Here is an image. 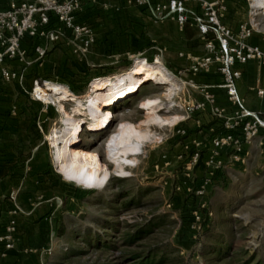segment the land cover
Segmentation results:
<instances>
[{"label": "rangeland", "instance_id": "obj_1", "mask_svg": "<svg viewBox=\"0 0 264 264\" xmlns=\"http://www.w3.org/2000/svg\"><path fill=\"white\" fill-rule=\"evenodd\" d=\"M246 1L254 6L256 0ZM255 13V23H262L264 8ZM88 50L80 55L71 49L69 56L63 54L57 66L38 74L29 68L20 79L0 82V115L11 118L9 115L18 110V119L27 121L22 108L33 110L29 112L36 130L32 137L41 142L49 169L55 174L50 175L55 181L41 177L34 184V190L40 192L45 187L60 200L54 212L48 209L40 216L47 227L46 247L50 250L41 264H131L133 254H155V260L162 259L160 264H240L246 260L250 264L258 261L264 264V163L252 164L250 175H231L236 169L228 160L219 158L220 167L214 175L221 176L216 179L207 175L202 160L201 164L199 160L186 168L191 151H198L200 159L203 150H207L191 141L200 137L202 144H206L211 136L200 124L189 126L186 120L191 116L177 107L187 101L183 97L193 89L188 81L191 79L193 83L196 75L188 74L187 64L174 65L162 56L161 48L154 47L149 53L128 56L124 65L113 69L104 66L107 61L87 60ZM136 60L159 62L176 84L172 95L166 98V86L145 81L135 93L115 103L96 102L94 92L100 90L96 82L115 81ZM34 79L37 86L32 83ZM47 83L66 87L82 100L86 113L93 105L109 110L111 117L104 126H95L85 115L70 120L79 128L74 133L72 149L87 159H97L99 168L107 173L101 185L72 182L57 171L49 137L67 120L61 109L71 115L74 103L69 97H59L58 104L50 102L44 96L52 94L46 90ZM76 88L79 93L72 91ZM148 101L158 102L157 114L171 118V123L184 118L172 127L171 123L149 124L147 117L152 107L147 106ZM170 102L176 106L168 108ZM126 128L137 132L148 130L151 135V140L138 144L129 156V166L117 163L110 155L113 138ZM176 129H184V134L178 135ZM5 177L0 175V230L9 219L16 222L21 215L14 185L29 184V175ZM208 177L213 182L205 186L204 196L194 198L193 189ZM200 200L205 201L210 215L199 221L201 228L196 234L190 225L195 224L193 211ZM146 227L150 228L149 233L126 242V235ZM216 249L219 251L215 252Z\"/></svg>", "mask_w": 264, "mask_h": 264}, {"label": "crops", "instance_id": "obj_2", "mask_svg": "<svg viewBox=\"0 0 264 264\" xmlns=\"http://www.w3.org/2000/svg\"><path fill=\"white\" fill-rule=\"evenodd\" d=\"M166 1L148 0L149 4L138 5L136 0H81L76 21L87 24L94 37V42L86 54L87 60L92 63L107 61L108 63H104V66L114 69L124 65L128 56L149 53L157 47L162 49V56L174 65L180 66L179 63L188 65L190 57L203 53L202 39L194 24L187 22L179 28L172 14H167L160 21L153 20L150 15V5ZM223 2L225 9L221 13V22L233 31L237 30L240 23L251 22L252 32L248 42L264 52V20L262 23H255L256 10L253 5L248 4L246 0H223ZM187 6L195 12L199 10V4L196 1H190ZM30 45V42L23 44L28 59L32 55ZM70 51L71 47L63 42L48 44L46 58L40 64H31V66L35 67L38 74L52 66H57L63 54L69 56ZM234 67L240 73L236 80V90L243 108L254 113L264 122V65L259 66L254 59H249L243 63H235ZM29 68L21 67V75L25 74ZM193 80L194 82L190 85L193 89L189 87L190 94L188 93L186 98L183 97V100H200L199 89L209 86L208 90L213 94L214 104L222 109L224 114L229 115L236 110V107L227 101L224 90L218 87L221 77L214 66H211L207 72L196 75ZM258 90L262 93L257 94ZM22 111L27 114V121L18 119L16 115L18 110L15 115H9L12 119H4V116L0 115V175H6L5 178L9 175H29L27 178L29 184L22 185L19 182L14 185L16 202L21 208L19 210L21 215L16 217V222L14 221L12 248L4 252V256L0 258V264H41V259L47 255L45 250L49 248L46 247L47 227L40 216L48 209L54 212L60 201L57 195L55 196L45 187V190L40 192L34 190L35 181L40 180L41 177L43 180L48 178L55 181L56 179L50 176L55 174L49 169L47 157L40 147L41 142L32 137V132L36 130L33 120L30 119L33 115H29V112L33 110L22 108ZM187 115L191 116L186 120L189 126L193 123L196 126L200 124L204 127L201 129L209 136L220 130L218 120L210 115L207 106L204 110ZM193 118L197 120L193 121ZM193 142L207 147V150H203L200 155L201 160H205L209 139L206 144H202L200 137L191 141ZM229 155L230 150L222 148L218 158L230 162ZM258 162L264 163L263 129H259L256 137L243 146L242 161L230 163L236 169L231 175H250V166ZM44 184L48 183L45 181ZM6 224L7 222L1 230ZM1 251L3 249L0 243V253Z\"/></svg>", "mask_w": 264, "mask_h": 264}, {"label": "built area", "instance_id": "obj_3", "mask_svg": "<svg viewBox=\"0 0 264 264\" xmlns=\"http://www.w3.org/2000/svg\"><path fill=\"white\" fill-rule=\"evenodd\" d=\"M190 1L199 4L200 12H195L187 6ZM138 5L149 4L148 0H136ZM81 0H5L0 2V82L20 79L19 69L31 64H40L47 54V45L56 43L68 44L73 52L82 55L91 47L94 37L90 27L76 21V13L80 10ZM225 9L223 0H167L165 3L150 5V15L155 20H162L167 14H172L176 25L181 28L185 23L192 22L202 39L203 53L189 58L187 72L194 77L204 73L211 66L221 77L218 87L224 90L226 99L236 107L231 114L226 115L222 109L214 104V98L209 86L200 88L201 99L185 101L180 107L185 115L204 110L207 106L210 115L219 122L220 132L212 135L208 142L207 158L202 161L207 175H214L220 167L218 158L222 148L230 150V162H241L243 146L249 144L257 135L259 129L264 130V122L254 113L243 108L241 99L236 90V80L239 70L235 63H243L254 59L257 65H264V52L256 45L248 42L252 32L251 22L240 23L233 31L220 20ZM30 42L31 57L28 59L23 44ZM192 85L191 79L188 81ZM37 84L36 79L32 81ZM34 89V88H33ZM262 91L258 90L257 94ZM172 94H170L171 96ZM37 99V98H36ZM168 108L174 103H167ZM184 117L171 123L172 127ZM178 135L184 134V129H176ZM195 146L197 142H193ZM164 158V156H161ZM180 155L177 156L179 158ZM186 168H191L199 159L198 151H191L187 157ZM213 180L206 178L193 189L194 198H202L205 186ZM180 187H176L179 190ZM189 192V189H185ZM15 212V209L12 210ZM194 223L190 228L198 234L200 220L208 218L205 201L196 203L193 211ZM15 222L9 219L0 233L4 252L13 245ZM30 251L32 249H29ZM49 249L45 254H49Z\"/></svg>", "mask_w": 264, "mask_h": 264}, {"label": "bare ground", "instance_id": "obj_4", "mask_svg": "<svg viewBox=\"0 0 264 264\" xmlns=\"http://www.w3.org/2000/svg\"><path fill=\"white\" fill-rule=\"evenodd\" d=\"M253 7L254 10L264 8V0H256ZM145 81H152L153 83L166 86V98H169L173 92L172 90L176 88L172 77L159 62L155 61L148 64L143 60H136L132 68L120 75L115 81L108 79L98 80L96 86L100 90L94 92V99L96 102L104 104L115 103L135 93ZM107 83L109 84L108 86ZM46 90L52 93L51 95L44 94L45 98L50 100V102L58 104L60 102L58 100L59 97H69L74 103L71 115L61 109L62 116L66 117L67 120L62 125L63 127L55 130L49 137L50 145L54 149V163L57 171L72 182L79 181L101 185L107 177V173L99 168L97 159H87L83 155L75 154L72 149V143L75 141L74 133L78 132L79 128L70 120L73 116L85 115L89 116L95 126H104L111 117L109 110L100 109L93 105L90 107V112L86 113L84 112L85 107L82 100L70 93L66 87L48 84ZM147 106L152 107L147 117L149 124L163 125L172 122L171 118H162L157 114L160 108L158 102L148 101ZM149 140H151V135L148 130L137 132L132 128H126L113 138L110 146V155L117 163L129 166L131 165L129 156L134 153L137 145Z\"/></svg>", "mask_w": 264, "mask_h": 264}, {"label": "trees", "instance_id": "obj_5", "mask_svg": "<svg viewBox=\"0 0 264 264\" xmlns=\"http://www.w3.org/2000/svg\"><path fill=\"white\" fill-rule=\"evenodd\" d=\"M31 68V69H35V67L33 66H28L26 68ZM73 92L75 93H79V89L76 88V89H72ZM220 129V127H219ZM220 132V131H219ZM199 163L201 164V158H200V161ZM218 176L220 177L221 175H218V173L216 175H214V178H218ZM2 231V230H1ZM150 231V228H147L144 229V228H140V229H137L136 231H134L132 234H129V235H126V242L127 243H131L135 240H138L141 236H143V234H147L149 233ZM1 233V232H0ZM219 250H215V252H218ZM154 256L155 254H153V256L149 255V254H133L132 256V263L131 264H160V262H162V259H160L158 257V259H154ZM240 264H250V261H243L242 263ZM252 264H262L261 262H255V263H252Z\"/></svg>", "mask_w": 264, "mask_h": 264}]
</instances>
